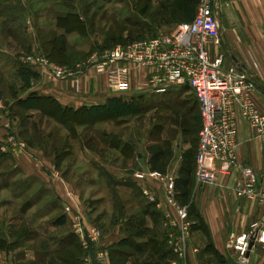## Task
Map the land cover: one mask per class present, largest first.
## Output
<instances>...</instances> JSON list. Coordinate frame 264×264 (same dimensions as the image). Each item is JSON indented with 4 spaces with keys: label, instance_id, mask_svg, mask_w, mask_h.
<instances>
[{
    "label": "crops",
    "instance_id": "0c3cea01",
    "mask_svg": "<svg viewBox=\"0 0 264 264\" xmlns=\"http://www.w3.org/2000/svg\"><path fill=\"white\" fill-rule=\"evenodd\" d=\"M155 1L146 0V12L144 13L146 20L154 21L151 23L152 30L155 29L153 36L160 32H172L179 23L189 22L195 16L196 10L193 13L183 10V0H158L166 4L165 6L162 4L161 9L154 8ZM229 1L220 0L221 9L219 12V21L224 36L222 49L230 58V61L226 58L225 61L228 62V65L237 64L247 68L255 75L256 79L264 77V0H236L232 3ZM252 62L257 64L255 69ZM34 70L39 73L40 77L36 83H33L29 91L53 99L60 105L69 107L70 111L75 113L86 106L105 104L113 97L122 96L126 99H136V91L140 89L138 83L145 80L146 76V70L133 69V89L121 92L117 89L116 75L111 68H85L83 73L77 75L78 89L74 77L57 79L41 66ZM173 89H179V92L188 89L196 98L192 88L188 85L170 88V90ZM197 103L199 105L198 100ZM34 113L41 116L40 111H34ZM128 117L102 116L95 119L85 116V120L78 124L73 121H69L68 124L75 125V128L79 125L81 127L90 125V123L98 126L106 125L108 122L120 123ZM6 125L8 124L6 123ZM10 132L12 130L8 126L6 131L5 127L2 129L4 142ZM115 134L103 131L96 140L90 138L86 142L87 152L90 153L94 142L98 145L101 144L102 147L98 148L99 151L96 154L90 153L91 156H86L88 158L82 157L89 168L84 180L93 182L95 179L101 187L107 182V185L113 189L110 193L99 189V201L102 202L105 210L96 215L95 211L86 205L79 196L80 194H77L76 189L68 182L69 174L60 169L62 162L58 163L53 157H51L52 159L47 157L50 154L47 155L41 146H35V149L30 148V153H25L20 158L13 156L15 167L20 170L21 174L34 178L48 191L47 196L54 198L49 203V208L45 209V214L39 216L41 222L47 221L48 224L36 226L37 229H40L38 232L40 236L32 241L38 244L42 243L38 249H27L23 247L26 243L25 240L13 238V235L20 230V217L10 222L6 229L4 223H0V264H21L24 258L18 260V257L25 251H27L28 257L31 255L26 260L32 264H83L86 253L73 227L76 217H80L86 226L94 225L101 232L99 242L92 249L93 256L105 251L110 260L109 264H170L174 255L166 243L163 212L144 200L140 184L134 176L137 171L152 170L150 154L147 151L148 146L145 155L142 157V154L138 153L139 159L135 161L131 155L126 153V149L131 146L130 139L121 141L122 139L119 140L120 137ZM239 140L242 146L240 165L233 169L231 175L220 177L217 185H199L197 183L196 156L198 149L195 153L190 197H193V201L199 207L200 214L196 215L193 221H195L196 227L198 224L200 226L192 233L191 241L194 246L193 241L196 242V238L199 236L201 238L204 235L203 228L207 226L212 232L218 250L225 252L229 249L236 253L232 247L234 237L249 234L257 227L264 228V205L238 197L233 189L240 176L241 166L255 168L264 185V141L254 137L251 126L243 117L239 119ZM178 147L181 148L180 145ZM189 148L191 147L181 148L177 154L173 150L174 157L163 173H173L176 181L179 178L183 153ZM35 157L41 159V163L36 162ZM1 164L4 166V160ZM67 190L74 192L75 200L69 198ZM4 191L8 192L9 189L4 188L2 184L0 194ZM177 192L178 199L182 202L184 199L180 197V192ZM20 195L24 196V194ZM138 196L141 197L138 199V206L132 205L129 208V211L138 213L136 222L133 220V216L124 219L125 206L122 202ZM15 197L17 201L20 198L19 195ZM17 201L0 200V212L4 207L7 210L18 207ZM38 202H34L29 210H35L40 204ZM67 206L72 207V212L66 211ZM20 209L24 213V206ZM95 210L97 211V209ZM30 224L34 227L35 222L32 221ZM154 240L157 241L159 248L150 243ZM48 243L51 247H47ZM7 245L12 246L6 247ZM256 245L257 243L253 245L248 254V260L253 258ZM257 260L258 264H264V253Z\"/></svg>",
    "mask_w": 264,
    "mask_h": 264
},
{
    "label": "rangeland",
    "instance_id": "374dc122",
    "mask_svg": "<svg viewBox=\"0 0 264 264\" xmlns=\"http://www.w3.org/2000/svg\"><path fill=\"white\" fill-rule=\"evenodd\" d=\"M145 2L146 0H0V105L3 106L0 108V186L3 184L4 188L9 189L8 192L4 191L0 194V200L17 201L15 196H20L17 201L18 207L8 210L4 207L0 212V223H4L6 229L10 222L20 217V230L13 235V238L25 240L23 247L27 249H38L42 246V243L38 244L32 240L40 236L38 235L40 229L37 227L48 224L47 221L41 222L39 216L45 214V209L49 208V203L54 197H48V191L34 178L22 175L15 167L14 155L4 152V133H2L4 127L5 131L7 126L12 130L7 138L10 134H14L29 148L35 149V146L41 145L46 154H50L47 157H53L54 160L59 154L61 157L56 159L62 162L60 169L69 174L68 182L76 189L77 194H80L86 205L95 211H93L95 215L105 210L102 202L99 201V189L106 193L112 192L113 189L107 185V182L101 187L95 179L93 182L84 180L89 168L83 158L91 156L90 153L96 154L102 147L101 144L94 142L90 153L87 152L86 142L90 138L96 140L103 131H106L116 133L121 141L130 139L131 146L126 149V153L135 161L139 159L138 153L143 157L147 146L152 143L172 149L176 154L181 148L188 147H192L195 153L197 152L199 126L195 124L194 116L199 114V105L188 89L181 92L179 89H173L164 95L138 89L136 100L141 106V114L132 115L120 123L108 122L106 125L98 126L90 123L75 128V125L58 122L64 120L63 118L57 116V119H52L43 114L38 116L34 111L22 110L18 105V100L26 97L30 92L19 77V69L23 66L34 68L30 63H26L29 57L40 55L48 58L55 38L65 35L67 56L70 60L65 62L48 59L72 70L83 67L95 50L104 52L116 45L151 38L155 34L151 24L154 21L145 18ZM162 4L164 3L156 0L154 8L161 9ZM70 12H76L84 21L86 27L83 32H86V35L82 36L79 32L67 33L65 29L56 26L57 17L66 16ZM221 52L230 61L223 49ZM226 66H229L227 61ZM253 66L255 69L257 64L254 63ZM256 80H258L256 81L258 102L264 108V77H258ZM33 83H36V80ZM45 109L49 110V106H45ZM71 130L74 134L70 132ZM28 141L33 144L29 145ZM5 153L7 155H3ZM34 159L36 161V157ZM3 160L4 166L1 164ZM139 198L141 197L128 198L122 202L125 206L124 219L133 216L136 222L138 213L129 211V208L132 205L138 206ZM36 201L40 204L35 210L30 211V207ZM182 204L191 207V219L195 220V216L200 212L193 197L183 200ZM23 206L24 213L20 209ZM32 221L35 222L36 228L31 226ZM199 226L200 224L197 227ZM197 227L195 230L198 229ZM203 231L205 236L202 235L201 238L199 236L196 242L193 241L199 248V253L193 258L194 264H258L257 259L264 253V243H257L253 258L246 262L241 261L237 253L229 249L224 252L216 248L212 232L207 226ZM239 236L234 237V240ZM150 243L159 248L157 241ZM10 246L12 245H7ZM49 246L48 243L47 247ZM26 252L20 255L18 260L24 258L21 264H32L26 260L31 256L28 257Z\"/></svg>",
    "mask_w": 264,
    "mask_h": 264
},
{
    "label": "built area",
    "instance_id": "2783aa9c",
    "mask_svg": "<svg viewBox=\"0 0 264 264\" xmlns=\"http://www.w3.org/2000/svg\"><path fill=\"white\" fill-rule=\"evenodd\" d=\"M220 9V0H199L193 20L179 23L174 31L116 45L104 52L95 50L83 67L75 70L40 55L29 57L26 63L47 69L57 79L74 77L77 89V75L87 67L113 69L121 92L133 89L135 68L146 70L145 80L138 83L142 91L164 94L172 87L188 85L199 102L201 116L197 183L217 185L220 177L231 175L240 165V117L247 120L254 137L264 141V108L258 102L257 80L247 68L237 64L226 66L221 52L224 36ZM4 143V152L15 157L30 153L28 145L14 134ZM36 161L41 163L37 157ZM134 176L142 195L163 212L166 243L174 255L170 264H194L193 255L199 252L191 241L195 221L191 219L190 206L178 199L174 174L143 169ZM260 179L255 168L241 166L234 192L238 197L264 205V185ZM67 193L75 200L73 191ZM72 210L71 206L66 207L67 212ZM73 227L86 253L83 264H109L105 251L92 254L100 240V230L94 225L86 226L80 217H76ZM255 233V243H264V228L259 227L233 240L232 247L241 261L248 260Z\"/></svg>",
    "mask_w": 264,
    "mask_h": 264
},
{
    "label": "trees",
    "instance_id": "16d2710c",
    "mask_svg": "<svg viewBox=\"0 0 264 264\" xmlns=\"http://www.w3.org/2000/svg\"><path fill=\"white\" fill-rule=\"evenodd\" d=\"M183 10L185 12H195L198 7L199 0H183ZM56 26L65 29L67 33L79 32L80 35H86L85 27L86 24L78 16L76 12H70L66 16H58L56 19ZM54 46L52 51L48 53V58L69 62V56H67L66 38L65 35H61L54 40ZM61 41V44L59 42ZM97 49V47L95 48ZM19 77L23 84L31 89L33 82L38 80L40 77L39 73L30 66H23L19 69ZM48 103V104H45ZM18 105L22 110L25 111H40V114L49 116L52 119H57V116L64 120H58L61 124H68L69 121H73L75 124L85 120V116L91 118H100L102 116H113L116 118H124L132 115L141 114V106L135 99H126L122 96L110 98L105 104L86 106L81 110L75 112L70 111L69 107H64L53 99L42 97L37 92L31 91L24 98L18 100ZM45 106H49V110L45 109ZM53 110V111H52ZM195 124L199 126L201 124L200 114L195 115ZM74 134V131H70ZM19 138V137H18ZM29 145L33 144L29 141ZM41 146V145H40ZM150 154L151 169L154 171L165 172V168L174 157L173 150L164 149L159 144L149 145L147 148ZM8 154V153H7ZM6 153L3 155H7ZM194 156L195 150L191 147L183 153L182 165L179 170V178L176 180V189L180 192L182 199H189L191 193V185L193 182V171H194ZM61 156L57 154L56 158ZM55 158V161L58 162ZM60 163V162H58ZM180 198V200H181ZM183 202V200H182ZM180 202V203H182ZM192 210L190 207V215L192 218ZM196 225V224H195ZM196 228L194 226L193 230ZM7 247V246H6Z\"/></svg>",
    "mask_w": 264,
    "mask_h": 264
},
{
    "label": "water",
    "instance_id": "95a60500",
    "mask_svg": "<svg viewBox=\"0 0 264 264\" xmlns=\"http://www.w3.org/2000/svg\"><path fill=\"white\" fill-rule=\"evenodd\" d=\"M256 234H257V233H255V234L253 235V237H252L253 241H252V243H251V248H252L253 245L255 244Z\"/></svg>",
    "mask_w": 264,
    "mask_h": 264
}]
</instances>
